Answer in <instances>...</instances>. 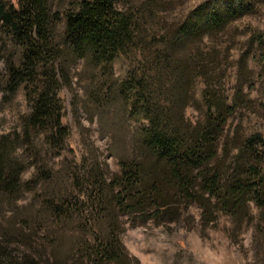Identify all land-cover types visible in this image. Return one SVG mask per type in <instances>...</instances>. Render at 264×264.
I'll use <instances>...</instances> for the list:
<instances>
[{"label":"trees","instance_id":"16d2710c","mask_svg":"<svg viewBox=\"0 0 264 264\" xmlns=\"http://www.w3.org/2000/svg\"><path fill=\"white\" fill-rule=\"evenodd\" d=\"M60 2L0 0V57L7 66L0 86L8 93L22 87L29 100L23 131L0 136V196L6 198L0 201L16 211L9 217L13 227H0V264H53L47 246L33 236L46 231L56 238L54 227L66 225L78 206L44 199L35 212H21L15 199L32 188V181L22 187L19 179V154L32 149L16 153L18 145L45 130L59 152L65 146L56 84L68 80L77 59L99 67L108 96L124 102L137 127L134 154L121 158V172L109 180L99 173L88 200L93 216L109 217L108 231L89 250L96 264L134 260L120 238L121 212L166 223L180 220L192 203L204 226L225 215L234 236L251 227L255 262L264 264V131L248 125V114L258 109L244 91L253 78L251 55L264 53L263 30L249 29V46L230 84L240 32L235 21L252 12L256 0H202L171 18L161 11L166 0H71L63 12ZM121 56L131 63L119 76L114 66ZM190 105L199 111L195 119L186 115Z\"/></svg>","mask_w":264,"mask_h":264},{"label":"rangeland","instance_id":"374dc122","mask_svg":"<svg viewBox=\"0 0 264 264\" xmlns=\"http://www.w3.org/2000/svg\"><path fill=\"white\" fill-rule=\"evenodd\" d=\"M59 1L63 12L71 0H56V3ZM200 1L166 0L167 5L161 11L171 18ZM256 5L252 12L235 21L240 32L239 42L232 49L236 63L230 84H235L237 60L249 46V29L252 27L264 31V0H256ZM64 27L65 18L62 15L58 24L60 35ZM11 48L7 46L6 54L11 52ZM14 50L16 55L22 54L21 49ZM255 57L251 55L249 59L253 78L245 84L244 91L249 93L258 111L248 114V125L264 131V53L259 52ZM130 63L129 58L119 57L114 66L115 75L126 74ZM6 68L4 59L0 57V73L5 74ZM42 70L40 67L39 75L43 79ZM104 81L106 77L99 67L87 59H77L71 64L68 80L60 78L56 84L61 120L68 130L63 150L58 151L45 130L36 131L15 150L21 153L26 152L28 147V151L32 149L29 155H18L24 163V168L19 171L22 187L25 182L32 181V188L24 187L15 198L18 210L34 211L44 199H61L75 205L78 203L69 222L62 227H54L53 235L56 238L46 235V231L33 236L34 243L47 246L46 250L55 261L53 264H96L95 252L89 250L95 248L98 235L102 236L108 231L109 217L101 219L93 216L88 200L94 199L96 195L94 183L99 173L104 172L109 180L115 173L121 172V158L134 154L135 122L128 117L120 98L108 96ZM233 91L234 88L231 94ZM28 112L29 100L24 88L8 93L0 86V136L15 130L22 132V120ZM198 114L195 106L186 108L188 117L195 119ZM0 199L6 198L0 196ZM15 212L8 201H0V227H13L9 217ZM137 217L128 212L119 214L120 238L129 255L134 257L132 264H256L252 228L234 236L230 230V219L225 215L216 223L204 226L200 208L192 203L177 221L157 223L152 219L141 221ZM16 223L19 226L23 224L22 221ZM24 228L28 226L24 225ZM103 264L120 263L103 261Z\"/></svg>","mask_w":264,"mask_h":264}]
</instances>
